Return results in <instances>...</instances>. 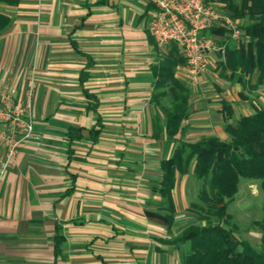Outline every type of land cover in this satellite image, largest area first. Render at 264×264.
<instances>
[{
  "label": "crops",
  "instance_id": "0c3cea01",
  "mask_svg": "<svg viewBox=\"0 0 264 264\" xmlns=\"http://www.w3.org/2000/svg\"><path fill=\"white\" fill-rule=\"evenodd\" d=\"M154 9L147 0L0 2L11 18L0 30V84L16 88L23 104L33 89L40 134L20 145L0 185V264H182L183 248L157 239L170 233L145 213L147 198L159 199L161 161L177 144L165 132L153 135ZM238 75L220 78L243 87ZM197 82L183 137L228 139L226 114L213 106L218 94L205 75ZM85 89L97 96L98 112ZM99 115V140L86 132L71 145L68 128L90 129ZM6 153L0 143V162ZM57 224L66 238L58 252Z\"/></svg>",
  "mask_w": 264,
  "mask_h": 264
},
{
  "label": "trees",
  "instance_id": "16d2710c",
  "mask_svg": "<svg viewBox=\"0 0 264 264\" xmlns=\"http://www.w3.org/2000/svg\"><path fill=\"white\" fill-rule=\"evenodd\" d=\"M206 1L223 3L233 19L248 21L242 25L248 41L239 46L227 45L221 73L223 76L229 72L232 76L239 73L238 79L245 89H258L264 85V0ZM0 2L17 4L19 0ZM10 23L11 18L0 14V30ZM205 34L231 38L230 31L222 27L205 30ZM151 40L154 42L155 38L152 36ZM184 64L186 58L178 45L171 42L167 51L158 53L152 65L153 135L159 138L165 132L177 143L171 156L161 161V179L153 188L159 199L153 202L166 212L157 217L171 234L178 211L175 189L179 177L193 173L201 182V189L190 206L197 222L187 225L178 236L157 239L174 248L188 246L182 264H264V219L256 221L262 231L261 248H257L249 240L239 237L238 225L228 213V205L236 198L242 178L261 180L264 188V105L252 102L254 113L234 121V110L224 101L225 131L230 138L204 135L195 141L186 140L183 133L192 113V94L188 84L177 77L178 67ZM87 78L86 74L82 81ZM85 94L89 109L98 112L97 96L87 89ZM165 99L169 103L164 102ZM103 129V119L99 115L96 125L90 129L70 126L66 136L73 145L87 132L89 139L97 142ZM70 153H73L72 149ZM63 229V225H56V252L66 239Z\"/></svg>",
  "mask_w": 264,
  "mask_h": 264
},
{
  "label": "built area",
  "instance_id": "2783aa9c",
  "mask_svg": "<svg viewBox=\"0 0 264 264\" xmlns=\"http://www.w3.org/2000/svg\"><path fill=\"white\" fill-rule=\"evenodd\" d=\"M152 12L150 31L159 48L166 49L175 42L187 60L186 76L197 80L209 70L212 56L219 52L225 56L226 45H220L214 36L205 34L212 27H222L238 39L244 32L227 14L218 10L214 2L206 0H147ZM247 38V37H246ZM248 41V38H247ZM16 88L0 84V143L7 149L0 162V185L14 161L18 148L26 139L39 140L31 116L33 89L26 104L16 102Z\"/></svg>",
  "mask_w": 264,
  "mask_h": 264
},
{
  "label": "rangeland",
  "instance_id": "374dc122",
  "mask_svg": "<svg viewBox=\"0 0 264 264\" xmlns=\"http://www.w3.org/2000/svg\"><path fill=\"white\" fill-rule=\"evenodd\" d=\"M214 3L217 5L218 10L220 12L229 15L225 11L223 3H219V2H214ZM233 20L235 24L242 30V32H244L242 29V25L246 24L248 21L246 19H242V20L233 19ZM230 33H231V38L222 37L219 35H209V36H214L217 40V43L220 45H226V48L228 44L239 46L242 42H247V38L245 37L244 33L238 39L233 38L231 31ZM221 41L223 43H221ZM168 47L169 45L167 46L166 49H161L159 48L156 42L154 49L155 59H157L158 53L167 51ZM180 53L183 55L181 50ZM225 59H226L225 56L221 57L220 53L216 52L212 56L209 70L202 75H205L207 79L206 84L209 85V88L211 87V89L213 90V94H218L217 98L219 100L213 103L214 104L213 106L215 107L214 110L216 111V113L219 114L223 113L225 115L226 110L224 108V101H227L231 104L234 110V115L232 120L237 121L243 115L254 112L251 105L252 102H256L264 105V89L261 90L262 89L261 88L260 90L257 89L250 90L241 87V85L238 84L237 82H234L232 85L225 83L220 78L222 75L221 62L225 61ZM186 67H187V60H186V64L178 67L177 72L179 71V73L183 77L182 80L188 84L190 89L194 90L195 88L199 87L201 83L197 82L198 78L195 81H191L190 79L185 77L187 70ZM242 94L247 96V98H243ZM164 102L169 103V100L165 99ZM150 111L152 115V112L154 113V110L150 109ZM157 111L160 112L161 110H157ZM229 138L230 137L228 135V139ZM155 182L157 183V181ZM200 189H201V182L197 181L194 178L193 173H189L187 175L179 177V181L176 187V199H177L178 211L176 214V221L173 226V228L175 227V232L177 231L180 233L187 225L197 222L196 215L190 210V206H191V202L194 199H196ZM154 195L157 196L156 192H154ZM154 200L157 201L158 199H155V197L147 198L146 202L148 203L145 206V213L149 217H155V219H157L158 214H165L166 212L162 211V209L158 206V204L153 202ZM228 213L233 217L234 222L238 225L237 233L239 237L242 239L249 240L255 247L261 248L262 231L256 225V221H261L264 219V188L262 186V181L242 178L239 184V190L237 192L236 198L228 205ZM159 220H156L155 222L160 224L162 221L161 219ZM170 236L171 237L175 236L174 230L170 234ZM182 248L183 249L180 248L182 250L180 251L182 252V254H184L189 249L188 246Z\"/></svg>",
  "mask_w": 264,
  "mask_h": 264
}]
</instances>
